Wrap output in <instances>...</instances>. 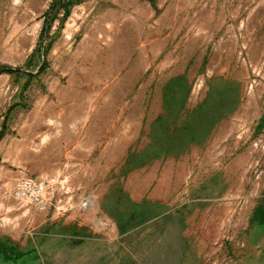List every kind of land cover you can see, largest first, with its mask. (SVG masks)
<instances>
[{
	"label": "rangeland",
	"instance_id": "1",
	"mask_svg": "<svg viewBox=\"0 0 264 264\" xmlns=\"http://www.w3.org/2000/svg\"><path fill=\"white\" fill-rule=\"evenodd\" d=\"M0 66V264H264V0H0Z\"/></svg>",
	"mask_w": 264,
	"mask_h": 264
},
{
	"label": "trees",
	"instance_id": "2",
	"mask_svg": "<svg viewBox=\"0 0 264 264\" xmlns=\"http://www.w3.org/2000/svg\"><path fill=\"white\" fill-rule=\"evenodd\" d=\"M14 71H16V69H10L9 67L0 66V73L1 72H14Z\"/></svg>",
	"mask_w": 264,
	"mask_h": 264
},
{
	"label": "bare ground",
	"instance_id": "3",
	"mask_svg": "<svg viewBox=\"0 0 264 264\" xmlns=\"http://www.w3.org/2000/svg\"><path fill=\"white\" fill-rule=\"evenodd\" d=\"M1 206V205H0ZM5 211V210H4ZM6 217V216H5Z\"/></svg>",
	"mask_w": 264,
	"mask_h": 264
},
{
	"label": "built area",
	"instance_id": "4",
	"mask_svg": "<svg viewBox=\"0 0 264 264\" xmlns=\"http://www.w3.org/2000/svg\"><path fill=\"white\" fill-rule=\"evenodd\" d=\"M42 183V182H41Z\"/></svg>",
	"mask_w": 264,
	"mask_h": 264
}]
</instances>
